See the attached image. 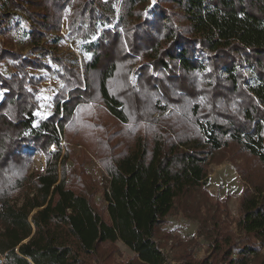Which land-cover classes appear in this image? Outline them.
Returning a JSON list of instances; mask_svg holds the SVG:
<instances>
[{
	"label": "trees",
	"instance_id": "16d2710c",
	"mask_svg": "<svg viewBox=\"0 0 264 264\" xmlns=\"http://www.w3.org/2000/svg\"><path fill=\"white\" fill-rule=\"evenodd\" d=\"M1 1L0 35L24 11L33 52L51 53L40 42L60 31L68 5L69 33L93 40L82 72L51 53L63 87L36 125L43 79L28 68L49 65L0 41V67H13L0 70V264H112L118 241L134 253L126 264H172L165 247L179 244L163 226L176 209L208 226L197 231L206 254L184 247L177 264H264V0ZM115 3L116 19L106 11ZM171 106L177 119L189 117L178 122L183 133L163 127ZM191 124L195 135L185 132ZM62 140L96 155L106 215L92 200L90 155L63 151ZM226 147L252 159L237 167L246 186L235 232L202 211L208 163ZM34 151L45 164L29 172Z\"/></svg>",
	"mask_w": 264,
	"mask_h": 264
},
{
	"label": "rangeland",
	"instance_id": "374dc122",
	"mask_svg": "<svg viewBox=\"0 0 264 264\" xmlns=\"http://www.w3.org/2000/svg\"><path fill=\"white\" fill-rule=\"evenodd\" d=\"M119 0H117L118 2ZM150 3H155L157 0H149ZM107 5L106 11L110 17L116 19L118 15V5L117 3ZM0 7L2 11H7V7L3 1L0 0ZM72 7L68 5L64 10L62 16L61 29L58 32H49L45 39L40 42V44L45 45L53 55L66 58L70 63L76 64L80 71L82 72V66L84 62L90 57V53L86 51L85 45L93 39L82 40L69 33L68 19L72 14ZM13 17L8 21L3 28L6 30V34L0 35L1 43L16 52H19L26 57L33 58L38 57L44 63L49 65L50 69L40 68L33 69L28 68V71L36 77H41L43 81L40 83L38 92L36 93L37 98V110L35 111L36 119L33 125H36L38 118H43L48 116L54 109V95L55 93L63 87V82L57 75V71L60 67L51 62L50 56L42 55L40 52H33V43L29 41L28 30L30 21L26 18L24 11L14 10ZM120 29V27H118ZM101 28H99V31ZM141 63V62H140ZM138 63V66L139 64ZM137 66V65H136ZM136 66H132L129 73V81L137 86V74L135 72ZM137 66V67H138ZM2 73L8 75L13 72V67L11 66V61H7L0 67ZM244 73L249 78V82L255 83V76L248 70V67H244ZM221 75H225L224 72H220ZM141 98V95H138ZM174 106L169 107L165 111V116L167 120L163 124V127L173 133H183L181 127L177 128L178 122H185L189 120L188 116H184L177 119L173 114H178V110L174 109ZM157 121L160 118L159 113H154L153 115ZM176 119V120H175ZM178 120V121H177ZM185 132H191L195 135L194 125H185ZM173 132V133H172ZM185 134V133H184ZM76 136L75 138H77ZM61 146L63 151L66 148L71 149V152L76 155L84 150L87 152L91 160L85 164V168L89 175L92 177L96 184V191L93 194V203L97 209L106 215L105 207L106 202L103 198V191L105 186V174L98 162V159L92 150L84 147L81 144L74 142L66 143L64 140L61 141ZM55 146H51L50 150L54 151ZM95 150V149H94ZM34 158L29 166V172H36L42 170L45 164L44 155L41 152L34 151ZM251 158L247 155L239 152L233 147H226L220 151L214 152L212 158L207 166V181L205 183V189L207 190L206 203L204 201L203 214L205 215V210H209L214 213L216 217L222 218L226 229H230L233 232L236 231L235 221L239 217V202L242 190L245 188L246 183L240 176L237 167L250 164ZM68 165H72V161L69 160ZM206 204V205H205ZM228 212V217L226 216ZM202 229L208 228V226H201L198 217H192L178 209L174 210L168 216L167 223L163 226V229L168 231L171 236L176 240L175 243L179 245L173 250L165 247V251L168 253L169 258L172 259V264H177L175 260L176 252L182 248L191 249L193 255L199 259L206 254L207 243L198 237V227ZM192 240V241H190ZM118 251L113 256L112 264H126L131 258H133L134 253L121 241L116 242ZM264 250V248H263ZM92 264H100L98 261L93 260Z\"/></svg>",
	"mask_w": 264,
	"mask_h": 264
},
{
	"label": "water",
	"instance_id": "95a60500",
	"mask_svg": "<svg viewBox=\"0 0 264 264\" xmlns=\"http://www.w3.org/2000/svg\"><path fill=\"white\" fill-rule=\"evenodd\" d=\"M0 262H1V259H0Z\"/></svg>",
	"mask_w": 264,
	"mask_h": 264
}]
</instances>
